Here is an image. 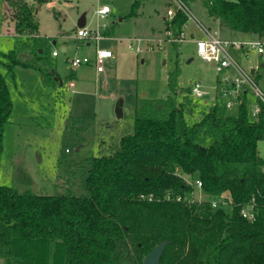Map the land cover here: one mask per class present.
I'll use <instances>...</instances> for the list:
<instances>
[{"label":"trees","instance_id":"trees-1","mask_svg":"<svg viewBox=\"0 0 264 264\" xmlns=\"http://www.w3.org/2000/svg\"><path fill=\"white\" fill-rule=\"evenodd\" d=\"M19 35L38 33V6L47 0H7ZM188 8L195 0H181ZM223 28L264 36V0H202ZM139 1H134V13ZM189 16L174 9L166 28L180 32ZM1 54V53H0ZM8 73L22 62L15 49L2 53ZM179 64L169 72L165 98L142 97L134 124L112 135L84 164L86 193L22 192L0 185V258L4 264H144L169 240L161 264H264V103L248 116L249 90L230 115L222 92L202 103L198 121L185 117L198 100L180 98ZM42 72L45 84L62 85ZM190 92V89L188 88ZM197 99V98H196ZM13 109L0 71V161L6 123ZM181 120V130L178 122ZM210 135L197 140L200 130ZM199 179L207 198L194 197ZM219 198L227 205L213 206ZM254 203V218L243 213Z\"/></svg>","mask_w":264,"mask_h":264},{"label":"rangeland","instance_id":"rangeland-1","mask_svg":"<svg viewBox=\"0 0 264 264\" xmlns=\"http://www.w3.org/2000/svg\"><path fill=\"white\" fill-rule=\"evenodd\" d=\"M134 1H139L140 6L136 13H131ZM104 4L110 5L111 12L100 19L97 10ZM168 4V9H175L173 0H47L38 6V33L26 36L16 32L8 1L0 0V71L5 75L13 103L4 130L0 185L13 186L20 192L30 188L55 195L85 194L84 164L98 155L101 145H107L112 135L133 126L134 111L142 97L165 98L169 94L168 75L177 64L180 98L197 101L188 88L192 82L200 81L206 91L204 98L209 102L216 100L215 82L222 75H217L214 66L197 55L195 40L190 35L192 31L200 34V23L213 32L216 30L217 24L202 0L190 4L192 18L184 28V42H155L153 49L140 53L129 48V38L165 37L162 13ZM83 16L84 28L96 29L98 23H107L106 37L98 43L77 38ZM217 35L230 43L264 40V36L258 35L243 41ZM97 46L112 49L115 54L106 60L103 72L94 63ZM11 49L31 66L17 64L8 73L7 58L2 53ZM55 51L57 55L53 54ZM229 52L245 71L253 70L257 85L264 92V53L246 54L243 48L234 46L229 47ZM83 56L90 61L74 67L70 59ZM47 71H54L64 83L56 88L45 84L42 72ZM72 81L74 87L69 85ZM120 99L124 102L122 117L116 114ZM248 99V116L255 119L258 99L252 91ZM202 100L191 111H185L186 118L200 120L202 111L207 109ZM238 112L239 104L228 109L230 115ZM178 128L181 130V120ZM207 139L210 135L200 130L197 140ZM258 148L264 156V140L258 142ZM188 180L193 182L191 177ZM194 197L204 199L207 195L195 189ZM3 263L0 258V264Z\"/></svg>","mask_w":264,"mask_h":264},{"label":"built area","instance_id":"built-area-1","mask_svg":"<svg viewBox=\"0 0 264 264\" xmlns=\"http://www.w3.org/2000/svg\"><path fill=\"white\" fill-rule=\"evenodd\" d=\"M175 2L176 7L181 8L186 14H188L189 18H192V12L190 8L185 6L181 0H173ZM107 9V11H104ZM111 12V7L108 4H104L99 7L97 10V14L100 19L106 18ZM167 14L170 18L174 15V9H168ZM201 28L205 32L204 37L195 40L196 43V51L197 55L205 62L210 63L214 66V69L218 76L217 83L218 89L222 92L223 98L226 101V106L231 108L235 104H238V94L242 90V88L248 89L250 92L252 91L258 100L264 103V92L259 88L257 82L252 74V72L245 71L232 57L229 52V47L234 46L238 48H243L245 53L248 54L250 51H256L260 54L264 53V40L257 41H248L241 43H230L229 41L222 40L217 34L212 33L210 30H207L201 23ZM186 27V26H185ZM184 27V28H185ZM184 28L178 32L174 33L171 26L166 28L165 37L164 38H129V48L131 50L135 49L137 53L142 51L151 50L155 46V42L158 45H161L163 42H184L187 39L186 31L184 32ZM108 29L107 23H98L96 29H88V28H80L77 31L76 37L79 39H86L89 41H98L104 37H106V32ZM145 43V46L142 43ZM57 55L55 51L53 53ZM115 57L114 51L109 48H99L96 47L95 55H94V63L96 64L97 70L99 72L104 71V64L106 60L112 59ZM72 65L74 67L79 66L82 63H86L90 61V58L87 56L83 57H73L70 59ZM229 70H234V72H230ZM71 87H74V82H70ZM190 94L197 99H203L206 95V91L204 90V85L200 81L192 82L190 87ZM259 112V103L255 108L253 114L255 119L258 118ZM194 189H198L203 195V184L201 180L195 179L193 180ZM201 200L202 198H198ZM214 207H219L221 205H227V202L223 199L214 198L213 201ZM254 203H250L243 207L242 213L249 219L254 218Z\"/></svg>","mask_w":264,"mask_h":264},{"label":"crops","instance_id":"crops-1","mask_svg":"<svg viewBox=\"0 0 264 264\" xmlns=\"http://www.w3.org/2000/svg\"><path fill=\"white\" fill-rule=\"evenodd\" d=\"M140 4V3H139ZM138 4V6H137V8L136 9H138L139 8V5ZM110 6V5H109ZM169 6H170V4H168L167 5V10L164 12L163 11V13H162V19H163V21H164V27H163V29H165L166 28V23H167V21L169 20V18H170V16L167 14V11H168V8H169ZM136 11L137 10H135V13H136ZM213 18V17H212ZM213 21H215L216 22V24H217V27H216V30L213 32L212 31V29H211V27H206L204 24H202L207 30H210L212 33H214V34H217V33H220V34H223V35H225L228 39H238V40H240V41H243V40H246V39H250V38H252L255 34H251V33H243V32H236V31H232V30H229V29H227V28H223L220 24H219V22H218V20H216V19H214L213 18ZM188 26V23H187V25H186V27ZM185 27V28H186ZM199 28H200V34L197 36V33L196 32H191V38L192 39H194V40H197V39H199V38H202V37H204V35H205V32L203 31V29L201 28V26H199ZM164 32V31H163ZM162 36V35H161ZM161 36H157V37H161ZM157 37H155V38H157ZM88 45L90 44V42H88L87 43ZM63 50H65L66 48L65 47H63L62 48ZM103 72V71H102ZM216 84H217V80H216V82H215V88H216ZM216 94V93H215ZM216 96V98H217V94L215 95ZM204 100V102H206V103H214L215 101H213V102H209L206 98H204L203 99ZM4 264V263H3Z\"/></svg>","mask_w":264,"mask_h":264},{"label":"water","instance_id":"water-1","mask_svg":"<svg viewBox=\"0 0 264 264\" xmlns=\"http://www.w3.org/2000/svg\"><path fill=\"white\" fill-rule=\"evenodd\" d=\"M85 17L83 16L79 21V26L83 27L85 25ZM253 72V70H252ZM52 73L55 74L54 71ZM55 78L60 81V83H63V80L60 78V76L55 75ZM123 100L120 99L116 105V114L118 117L123 116ZM169 244V240H162L157 245H155L152 250L149 252V254L144 258V264H161V257L163 255V252L167 245Z\"/></svg>","mask_w":264,"mask_h":264},{"label":"clouds","instance_id":"clouds-1","mask_svg":"<svg viewBox=\"0 0 264 264\" xmlns=\"http://www.w3.org/2000/svg\"><path fill=\"white\" fill-rule=\"evenodd\" d=\"M104 11H107V9H104Z\"/></svg>","mask_w":264,"mask_h":264}]
</instances>
